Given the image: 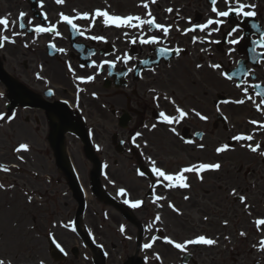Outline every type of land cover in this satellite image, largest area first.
<instances>
[{
	"label": "snow or ice",
	"instance_id": "obj_1",
	"mask_svg": "<svg viewBox=\"0 0 264 264\" xmlns=\"http://www.w3.org/2000/svg\"><path fill=\"white\" fill-rule=\"evenodd\" d=\"M56 2L58 4H62L64 3V0H56ZM156 0H152V3H155ZM209 3L212 5V12L215 13V16L217 17L216 19L213 18H209L206 23L204 24H199V25H194L192 28L189 29H184L182 31V34H187L189 31H196L197 28H199L200 31H205L206 29L210 30L209 31V35H211V32L213 31H220L221 26L223 25V23H225L226 19L230 17V15L235 14L237 17H243V18H251L254 17L256 15L255 11H247L245 10L246 8H255V5H247L245 3L242 2H233V0H225V3L227 5V10L221 11L216 7L217 4V0H209ZM143 7L148 8L149 5L147 2L143 3ZM167 12H172L173 9L169 8L166 9ZM74 13H76L74 16H69L67 14L64 13H60V21L66 23L68 26L71 27L72 30L77 31L79 33V35L83 36L84 32L80 31V29L78 28V25L74 22L76 20H91L92 24L89 26H93L97 20V18H102V23L105 27H115V28H137V29H142L143 26L148 25L149 26V30H151L152 28H155L156 30H160L163 32L164 37H167L169 35L170 29H171V25L165 26V25H161L159 23L155 22V17H152L151 12L149 11L147 13V15L149 17H151L150 19H143L140 16H133V15H127V16H120V15H116V14H110L107 10H95L94 14H89V13H77L76 10H73ZM25 13L21 12L19 14V17L21 19H23L25 17ZM45 20H47V15L43 14ZM220 18H224V19H220ZM190 24L192 23L191 18H189L188 21ZM12 22L8 19L7 16L5 17H0V26H3V29L6 31L8 29V27L10 26ZM29 23H31V21H29ZM216 25V28H211L212 25ZM21 28L25 27V24L21 23L19 25ZM239 28V25H237L236 27H233L231 29L230 32L227 33L228 37H231L233 33H235ZM35 32L37 33H56V35H60V33L57 30L56 25H52L50 27H42V26H37L33 29ZM178 31H180L179 28H177ZM16 34V33H14ZM89 39L92 40H97V41H101L104 40L105 38L102 36H91L88 37ZM8 38L0 35V48L4 47V41L7 40ZM197 37L193 36V43H195L197 41ZM243 39V37L237 38V39H228L227 43L231 44V45H236L239 44L241 42V40ZM12 43H14L15 41H10ZM133 43H136V40L134 39L132 41ZM139 42L141 44H157L160 42V39L156 36H151L147 39L141 38L139 40ZM213 43H219V41H212ZM259 44L260 47L264 48V32L261 33V37H260V41H253V44ZM54 47V45H51ZM254 51V49H252ZM61 52L64 51V49H60ZM161 53L164 54H168V50L167 49H160ZM177 52V54H179V49L175 50ZM230 51H232V49H230ZM130 57H128L127 55H125L124 60L125 62L127 60H129ZM95 63V62H93ZM113 62L111 61H104L101 63L100 67H103V64H111ZM196 67L199 69L202 67V65L197 64ZM211 68L213 69H220L221 65L219 63L216 64H211L210 65ZM69 71H72L71 67L69 66ZM129 71H131V69H129ZM98 74V73H97ZM249 74L248 71H246L244 73L245 76H247ZM222 76H224L226 79L231 80L232 77L230 75H228L227 73H221ZM77 79H79L81 82H91L95 79L94 76H87V77H78ZM237 87H240V85H236ZM250 87L253 88H259L260 85H252ZM152 91H155L154 89ZM245 93H247V89H244ZM95 95V94H94ZM257 96H261L264 95V93H260L257 92L256 93ZM251 98V97H249ZM154 99H158V97H154ZM165 99H168L167 96H165ZM229 101H225V103H228ZM235 103H244L243 100H238V101H234ZM173 104H175V101H172ZM219 111V109H217ZM191 113H193L196 117H199V119L201 120H206L207 117L202 115L199 111H197L196 109H191L189 110ZM189 111H186L182 108H180L179 106L176 107V112L179 114V118H186L189 115ZM160 117L162 118V122L165 123H174V122H178L177 117H169L167 115H165L164 112H160ZM5 117L0 114V120L4 119ZM13 117H8L9 120H11ZM250 123H257L256 121H250ZM156 125L153 124L152 128H155ZM140 133H137V136H139ZM234 140L236 141H244V140H252L253 137L251 135L245 136V135H236L233 137ZM191 141H189L190 143ZM199 147L203 148L204 145L201 144L199 145ZM229 145L225 144L223 146L217 147L215 149V151L217 152V154L222 153L226 150H228ZM260 148V145H257L255 147L249 146V150L252 152H257L258 149ZM29 149V146L27 144H20L18 146V148H16V151H27ZM261 156H264V151H260L259 153ZM20 159H22V157H20ZM153 167H152V172L154 173V175L158 178V182H167L165 184V187L168 188H174V187H179V188H188L190 187V185L188 183H186L187 177L184 175L185 173H192L195 172L197 177L202 181L203 177L200 175L201 172L204 171H208V170H212V171H218L221 169L222 165L220 163H198V164H194V165H190V166H186L182 169L179 170L178 173H168L167 170L162 169L160 167L156 166V161L152 160L151 161ZM0 170H4L7 171L8 168L7 167H3L0 168ZM139 175L143 176L144 173L143 172H139ZM4 186L2 184H0V188H3ZM119 194L123 195L125 194V190L124 189H120ZM232 194L235 198H238L239 201L241 203H245L246 201V197L243 195H239L237 196L236 190L233 189L232 190ZM31 198L29 197V200ZM157 199H163V197H157ZM185 200L189 199V197L185 196L184 197ZM125 204H129L131 207L133 208H137L141 205L142 201H135L134 203H130L129 200L125 199L124 201ZM170 208H173L174 210H176L174 208V205L169 204ZM245 207L247 208L248 205L245 204ZM178 211V210H176ZM156 219H160L159 216L156 217ZM207 219V218H205ZM225 225L227 224V221L224 222ZM255 223L259 226V225H264V219H257L255 221ZM121 231H123V228H121ZM240 235L244 236L245 233L241 232ZM156 237H153L152 240L153 242L156 240ZM165 242L173 245L176 249H180L181 251L185 250L186 247L188 245H194V244H202V245H214L216 243V241H214L211 238H207L204 235L198 236L192 240H188L185 241L183 243H176L174 241H172L171 239L165 237L164 238ZM262 244H264V241H261ZM57 247H59V245L57 244ZM144 249H149L152 247V243H145L143 245ZM62 250V249H61ZM157 259H159V256L157 255ZM0 264H11V261H5L4 259H0Z\"/></svg>",
	"mask_w": 264,
	"mask_h": 264
},
{
	"label": "rangeland",
	"instance_id": "obj_2",
	"mask_svg": "<svg viewBox=\"0 0 264 264\" xmlns=\"http://www.w3.org/2000/svg\"><path fill=\"white\" fill-rule=\"evenodd\" d=\"M156 80L160 81L159 77H155ZM172 86L171 84H169ZM173 88V87H172ZM177 95L181 99L187 100V94L183 90H178ZM201 99V104L205 106V99L202 97H198ZM37 118L42 120V118L35 114L34 112H25L21 115L20 120H18L15 124L11 125L8 130L12 132H18L22 137H29L37 148H41L40 140L32 134V130L23 125V120L29 118ZM94 114L90 112V118L94 121ZM105 118L108 119L107 115ZM101 126H99V130ZM103 133L100 131V134ZM11 137V136H9ZM13 138L10 139V142H13ZM165 143L155 144L153 145V152L157 155L158 159L163 161L168 168L175 167L177 164L182 163L186 160L193 159L196 156L191 149L182 147L178 142L173 141L171 139H165ZM8 142L3 141L2 148L0 149V157L1 159H9L7 154ZM111 159L115 158L113 153L107 151L106 152ZM51 161L50 156L48 155V159H40L33 165L26 166V172L30 173L31 168H36L40 171V175L46 173L52 175L53 177H57V174L53 172L55 165H51V168H43L41 165L47 164ZM59 177V176H58ZM222 175L215 176V179H220ZM55 178L51 180L50 183H47L43 177H39L34 179L32 177L20 178H10L8 180H4V183H14L15 186L12 196L5 194L3 190H0V207H3L6 214L0 216V223H4L7 225H14L19 221H27L24 224H32L36 226L35 230L41 231L44 233L46 229L50 225L52 214L59 212L60 214H64L65 212L71 211L74 208L73 201L69 199V196H62L61 190L65 187L64 179H61L60 183H55ZM125 184H130L133 192L136 194L139 191L140 183H133L130 176H126L123 179ZM85 181V180H84ZM62 182V184H61ZM86 182V181H85ZM31 187V188H30ZM35 189V191L33 189ZM22 191H27L28 195H30L31 199L28 202L26 196L22 193ZM36 191H42V197H38ZM202 190L195 193L194 198L187 202H180L182 207L184 208L185 215L182 217H176L174 215L169 216V221L171 222H179L181 226H183L186 230H196L202 229L206 226H211L214 224V218L209 217L208 223H204L201 219V215H210L209 211H213V206L204 201L201 198ZM3 195L9 196V202L7 204H2ZM136 196V195H134ZM64 201L67 203V206L64 207ZM58 215V213H56ZM209 224V225H208ZM3 229H6V225L3 226ZM11 228L7 231L0 230V250L1 243L3 240L6 242L9 239H13L14 235L10 233ZM60 232L58 231V235L60 236ZM34 231L26 232L25 237H32ZM62 238V237H61ZM19 241L18 244L13 246V251L11 255L15 257L16 261L22 259V255H19V252L24 250L23 240H21V232L17 230V236L15 237ZM9 260V259H8Z\"/></svg>",
	"mask_w": 264,
	"mask_h": 264
}]
</instances>
